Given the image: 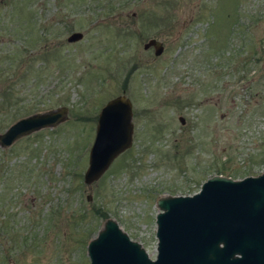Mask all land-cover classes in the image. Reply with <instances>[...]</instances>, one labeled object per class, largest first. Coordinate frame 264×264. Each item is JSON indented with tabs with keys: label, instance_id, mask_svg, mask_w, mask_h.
Masks as SVG:
<instances>
[{
	"label": "rangeland",
	"instance_id": "obj_1",
	"mask_svg": "<svg viewBox=\"0 0 264 264\" xmlns=\"http://www.w3.org/2000/svg\"><path fill=\"white\" fill-rule=\"evenodd\" d=\"M122 92L133 142L87 184L97 113ZM60 105L0 146V264H89L108 217L154 257L160 195L264 171V0H0V132Z\"/></svg>",
	"mask_w": 264,
	"mask_h": 264
},
{
	"label": "water",
	"instance_id": "obj_2",
	"mask_svg": "<svg viewBox=\"0 0 264 264\" xmlns=\"http://www.w3.org/2000/svg\"><path fill=\"white\" fill-rule=\"evenodd\" d=\"M82 36V31L74 30L67 40ZM151 45L156 55L162 52L160 40L149 38L143 47ZM132 112L124 92L100 107L83 173L85 183L98 179L131 146ZM67 118L66 105L19 117L0 132V146ZM156 205L154 257L108 217L87 242L89 264H264V171L241 178L213 174L197 191L160 195Z\"/></svg>",
	"mask_w": 264,
	"mask_h": 264
},
{
	"label": "trees",
	"instance_id": "obj_3",
	"mask_svg": "<svg viewBox=\"0 0 264 264\" xmlns=\"http://www.w3.org/2000/svg\"><path fill=\"white\" fill-rule=\"evenodd\" d=\"M6 95V98H8L7 100L11 99L13 97V95L9 92V94H5L4 93V97ZM10 104V103H9ZM103 215V214H102Z\"/></svg>",
	"mask_w": 264,
	"mask_h": 264
}]
</instances>
